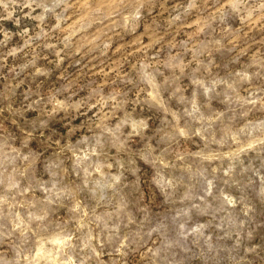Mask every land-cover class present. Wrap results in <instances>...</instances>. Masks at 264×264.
<instances>
[{
	"label": "clouds",
	"instance_id": "clouds-1",
	"mask_svg": "<svg viewBox=\"0 0 264 264\" xmlns=\"http://www.w3.org/2000/svg\"><path fill=\"white\" fill-rule=\"evenodd\" d=\"M0 264H264V0H0Z\"/></svg>",
	"mask_w": 264,
	"mask_h": 264
}]
</instances>
